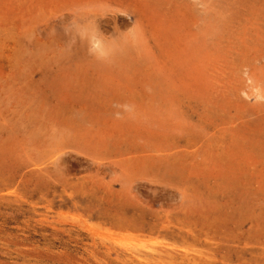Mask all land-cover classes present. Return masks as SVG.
Masks as SVG:
<instances>
[{
    "label": "rangeland",
    "instance_id": "rangeland-1",
    "mask_svg": "<svg viewBox=\"0 0 264 264\" xmlns=\"http://www.w3.org/2000/svg\"><path fill=\"white\" fill-rule=\"evenodd\" d=\"M158 262L264 264V0H0V264Z\"/></svg>",
    "mask_w": 264,
    "mask_h": 264
},
{
    "label": "clouds",
    "instance_id": "clouds-1",
    "mask_svg": "<svg viewBox=\"0 0 264 264\" xmlns=\"http://www.w3.org/2000/svg\"><path fill=\"white\" fill-rule=\"evenodd\" d=\"M91 21L85 20L79 16H74L62 25L65 35L68 37V43H74L77 38H88L91 43V50H95L98 55H103L97 44V37L90 29Z\"/></svg>",
    "mask_w": 264,
    "mask_h": 264
},
{
    "label": "bare ground",
    "instance_id": "bare-ground-1",
    "mask_svg": "<svg viewBox=\"0 0 264 264\" xmlns=\"http://www.w3.org/2000/svg\"><path fill=\"white\" fill-rule=\"evenodd\" d=\"M71 17V16H70ZM94 30V29H93ZM92 30V31H93ZM56 36V35H55ZM85 161V160H84ZM80 162V161H79ZM109 165V164H108ZM101 169V168H100ZM127 170V169H126ZM112 172V171H111ZM103 240V239H102ZM111 241V240H110ZM109 244V243H108ZM128 245V244H127ZM132 245V244H131ZM145 248V247H144ZM114 249V248H113ZM159 249V248H158ZM122 250V249H121ZM169 250V249H168ZM124 251V250H123ZM126 251V250H125ZM172 260V259H171ZM138 263V262H137ZM143 264V263H142ZM147 264V263H146ZM158 264H159V262H158Z\"/></svg>",
    "mask_w": 264,
    "mask_h": 264
}]
</instances>
